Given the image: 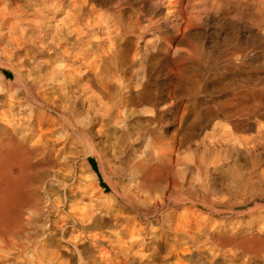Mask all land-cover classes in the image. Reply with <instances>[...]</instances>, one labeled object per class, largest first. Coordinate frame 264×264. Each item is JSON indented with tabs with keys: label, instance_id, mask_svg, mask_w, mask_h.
I'll list each match as a JSON object with an SVG mask.
<instances>
[{
	"label": "bare ground",
	"instance_id": "1",
	"mask_svg": "<svg viewBox=\"0 0 264 264\" xmlns=\"http://www.w3.org/2000/svg\"><path fill=\"white\" fill-rule=\"evenodd\" d=\"M102 133L137 190L92 205L71 145L88 161ZM245 206L262 223L231 227ZM63 242L81 264H264V0H0V264L30 243L26 264H68Z\"/></svg>",
	"mask_w": 264,
	"mask_h": 264
},
{
	"label": "rangeland",
	"instance_id": "2",
	"mask_svg": "<svg viewBox=\"0 0 264 264\" xmlns=\"http://www.w3.org/2000/svg\"><path fill=\"white\" fill-rule=\"evenodd\" d=\"M113 139H109L106 133H102L99 139H96L94 141V146L99 151V156L95 155L94 153L89 154L88 161L83 158V155L85 153L86 147L89 148V145H83L82 143H74L71 145L73 148H77L78 152L72 155L74 160V166L79 170V173H81L80 164L85 163V167H87L88 172L93 174V185L90 186L89 194L91 197H93V200L91 201L92 205H95L97 203L96 196L98 194H101L103 196H109L112 194V189L110 187V182L117 185L119 189H122L123 187H126L127 189H131L133 192L137 190L135 187L137 184V178L133 177V174L129 171L128 173H125L124 175L117 176L114 172V166L113 162L111 160V153H112V144ZM137 151L136 154L142 155L143 151L146 149L148 144L147 136H144L143 139H139L137 143ZM63 144L59 145V147H62ZM110 198V199H109ZM105 197L106 202L101 204V207H111L113 204H117L115 202V198L112 197ZM122 203H119L118 206H120ZM105 211V210H104ZM250 208L249 206L241 207L235 211L234 214L227 217V222L231 225V227H235L236 224H243L244 228L247 229L249 226H252L254 224H261L262 222H251V218L255 216H261L262 213L256 212L254 213V216H251ZM124 216H133L134 213H132L128 208L126 211L123 212ZM224 215L217 216L215 215L214 218L217 220L221 219L223 220ZM225 218V217H224ZM145 225H143L144 227ZM216 227V226H215ZM122 227H118L117 231H120ZM215 229V228H213ZM211 229V231L213 230ZM220 228L217 227V230ZM20 243L24 241L22 237L17 238ZM40 240H45L44 237H40ZM52 249V247H49ZM71 245H68L67 243L63 242L59 246V250L61 254L68 259V264H81L80 260L81 258L78 257L75 252H71L70 250ZM8 249L17 252V259L16 264H26L29 261H34L38 258H44V252L45 251H36L35 245L32 243L29 244V246L26 247L24 252H20L19 246L11 245L8 247ZM89 264V263H88Z\"/></svg>",
	"mask_w": 264,
	"mask_h": 264
}]
</instances>
